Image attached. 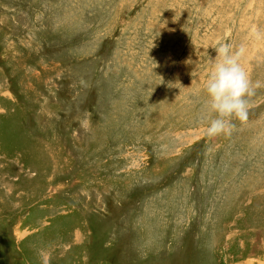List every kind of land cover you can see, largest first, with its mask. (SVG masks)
Returning <instances> with one entry per match:
<instances>
[{"label": "rangeland", "instance_id": "obj_1", "mask_svg": "<svg viewBox=\"0 0 264 264\" xmlns=\"http://www.w3.org/2000/svg\"><path fill=\"white\" fill-rule=\"evenodd\" d=\"M223 42L261 87L209 138ZM45 257L264 264V0H0V264Z\"/></svg>", "mask_w": 264, "mask_h": 264}, {"label": "clouds", "instance_id": "obj_2", "mask_svg": "<svg viewBox=\"0 0 264 264\" xmlns=\"http://www.w3.org/2000/svg\"><path fill=\"white\" fill-rule=\"evenodd\" d=\"M253 35L260 39L262 33L254 30ZM214 49L217 59L203 87L208 108L205 134L209 138H228L237 130L235 121L241 125L248 122L252 107L250 98L261 85L252 82L250 73L242 63L246 53L243 44L234 48L231 43L223 42ZM43 264H49L48 257L44 258Z\"/></svg>", "mask_w": 264, "mask_h": 264}]
</instances>
